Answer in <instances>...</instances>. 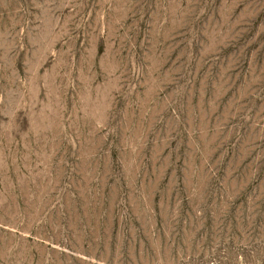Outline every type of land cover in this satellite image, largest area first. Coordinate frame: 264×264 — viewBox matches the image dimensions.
Instances as JSON below:
<instances>
[{
	"label": "rangeland",
	"instance_id": "1",
	"mask_svg": "<svg viewBox=\"0 0 264 264\" xmlns=\"http://www.w3.org/2000/svg\"><path fill=\"white\" fill-rule=\"evenodd\" d=\"M0 264H264V0H0Z\"/></svg>",
	"mask_w": 264,
	"mask_h": 264
}]
</instances>
